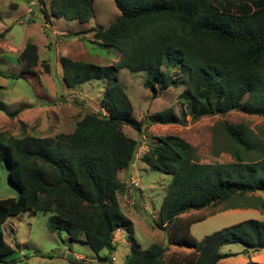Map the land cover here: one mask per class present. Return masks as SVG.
Returning a JSON list of instances; mask_svg holds the SVG:
<instances>
[{
  "label": "trees",
  "instance_id": "16d2710c",
  "mask_svg": "<svg viewBox=\"0 0 264 264\" xmlns=\"http://www.w3.org/2000/svg\"><path fill=\"white\" fill-rule=\"evenodd\" d=\"M112 1L120 11L115 20L105 28L91 26L76 33L90 32L93 40L116 48L117 62L60 60L68 88L104 81L100 110L86 112L71 132L53 137L0 132V166L6 164L8 180L19 191L17 197L0 199V226L24 211L41 212L48 214L49 232L58 236L65 232L70 240L83 241L95 252L114 249L115 230L132 231L117 193L129 189L124 171L133 166L141 135L137 140L126 136L122 126L141 132L152 124L182 122L169 109L137 120L130 98L118 83V69L145 71L143 86L154 98L179 85L172 75L178 69L185 75L179 98L193 117L238 111L264 119V0ZM93 2L49 0V13L45 9L44 15L47 20L51 16L85 24L92 17ZM3 36L0 33V39ZM17 59L22 74H36V44L27 42ZM44 67L49 68L48 64ZM21 110L5 114L11 118ZM218 125L226 140L223 151L230 154L231 162L200 163L193 146L178 136L157 137L154 143L147 139L140 160L171 176L158 228L173 224L181 214L225 201H231L226 209L249 207L264 215V199L254 195L264 193V141L258 151L244 125L226 121ZM206 217H189L174 229L171 244L191 252L177 254L169 264H217L236 255L220 251L229 243H242L246 252L264 249V222L256 219L225 226L198 241L190 227ZM166 250L157 244L143 249L133 242L123 264H166ZM12 251L0 231V260ZM98 258L113 264L107 254ZM66 264L93 263L73 257ZM245 264L261 263L249 260Z\"/></svg>",
  "mask_w": 264,
  "mask_h": 264
},
{
  "label": "rangeland",
  "instance_id": "374dc122",
  "mask_svg": "<svg viewBox=\"0 0 264 264\" xmlns=\"http://www.w3.org/2000/svg\"><path fill=\"white\" fill-rule=\"evenodd\" d=\"M48 3L49 0H0V33L4 34L0 39V132L5 136L53 137L59 132H71L75 122L86 112L100 110L99 103L105 83L103 80H92L84 86L68 88L63 81L61 58L114 65L120 57L116 48L93 40L90 32L76 33L91 26L105 28L115 20L120 11L112 0H94L92 17L85 24L51 16L47 20L44 12L46 9L49 13ZM27 42L37 46L35 75L22 74L21 64L17 59ZM45 64H48V70L45 69ZM172 75L179 85L160 91L154 98L150 90L143 86L147 76L145 71L134 73L126 68L118 69V83L130 98L133 116L137 120L145 114L169 109L182 121L180 124H152L144 127L141 132L123 125L122 131L126 136L137 140L144 134L152 143L156 142L157 137L178 136L193 146L195 158L200 163H227L232 158L228 152L223 151L226 140L218 125L220 121H226L248 128L251 142L258 151L261 150L264 141V119L261 116L230 111L223 115L193 117L187 113L186 102L179 98L184 89L185 75L178 69H173ZM15 109L22 110L11 118L5 114L6 111ZM215 127L217 128L214 130ZM220 149L222 150L216 155L215 151ZM257 154L256 151L255 155ZM139 156L135 159L136 174L134 170L130 172L138 179L139 188L129 187L134 190L135 195H119L117 199L130 213L132 231L129 234L123 228L119 233L115 230L113 250L102 249L95 252L83 241L70 240L65 232H61L59 236L52 234L46 225L48 214L27 210L8 218L0 226L5 242L13 250L0 260V264H66L68 259L77 255L93 264H107V261L102 262L98 258L99 255L106 254L113 264H123L133 242L143 249L153 244L166 246L164 260L169 264L175 261L177 254L191 252V249L177 247L170 241L174 229L189 217L207 216L190 227L191 234L198 241L216 230L245 219L262 220L263 215L259 210L222 211L231 204V201H225L181 214L173 224L158 228L156 224H160V207L171 176L145 163L141 165ZM18 194L17 187L8 180L6 164L2 163L0 199L17 197ZM254 195L264 199V193L256 192ZM241 249L243 247L239 243H229L221 251ZM237 259H225L218 264H244Z\"/></svg>",
  "mask_w": 264,
  "mask_h": 264
},
{
  "label": "crops",
  "instance_id": "0c3cea01",
  "mask_svg": "<svg viewBox=\"0 0 264 264\" xmlns=\"http://www.w3.org/2000/svg\"><path fill=\"white\" fill-rule=\"evenodd\" d=\"M139 161H141V160H139ZM137 165V162L136 161H134V163H133V166L130 168V170H127L128 171V178L129 177H134L133 175H131V170H134V172H135V174H136V171H135V166ZM141 165H144L143 164V162L141 161ZM125 172V171H124ZM119 195H123V196H128V195H135V193H134V190H130V189H128V188H126V190H124V191H122L120 194H118L117 193V199H118V197H119ZM140 197H142V194H141V192H140ZM119 205H120V208H121V210H122V212L132 221V218H130V213H128V211L126 210V209H124V207L120 204V202H119ZM235 209H245V210H247L248 212H250V211H254V210H258V209H255V208H249V207H246V208H235ZM234 209V210H235ZM124 210H125V212H124ZM227 210H230V209H223L222 211H227ZM127 212V213H126ZM260 212V211H259ZM261 213V212H260ZM262 214V213H261ZM263 215V214H262ZM261 221H263L264 222V215H263V218H262V220ZM133 222V221H132ZM120 231H122V229L121 228H119V229H117V233H119ZM51 233V232H50ZM117 233H116V235H117ZM52 234H54V233H52ZM115 240H116V238H114L113 239V244H114V242H115ZM240 245H242V247H243V249H241V250H239V251H231V250H228V251H221V248L224 246V245H222L221 247H220V251L221 252H223V253H225V252H230V253H235L236 255L235 256H232V257H227V258H224V259H221L220 261H222V260H227V259H230V258H238L237 260H238V262H241V261H243V263L245 264L246 262H248L249 260H251V261H254V262H258V263H261V264H264V249L263 250H260V251H244L245 250V246L242 244V243H239ZM241 255V256H240ZM76 257H82L81 255H77ZM240 257V258H239ZM220 261H218V263L220 262ZM217 263V264H218Z\"/></svg>",
  "mask_w": 264,
  "mask_h": 264
},
{
  "label": "built area",
  "instance_id": "2783aa9c",
  "mask_svg": "<svg viewBox=\"0 0 264 264\" xmlns=\"http://www.w3.org/2000/svg\"><path fill=\"white\" fill-rule=\"evenodd\" d=\"M146 147H147V138L144 134H141L140 141L137 145V149L134 157L138 158L139 155L141 156L145 152ZM128 185L130 188H139V181L136 177H130L128 180Z\"/></svg>",
  "mask_w": 264,
  "mask_h": 264
},
{
  "label": "water",
  "instance_id": "95a60500",
  "mask_svg": "<svg viewBox=\"0 0 264 264\" xmlns=\"http://www.w3.org/2000/svg\"><path fill=\"white\" fill-rule=\"evenodd\" d=\"M124 175H125V180L127 181L128 180V171L127 170H125Z\"/></svg>",
  "mask_w": 264,
  "mask_h": 264
},
{
  "label": "clouds",
  "instance_id": "9594fccd",
  "mask_svg": "<svg viewBox=\"0 0 264 264\" xmlns=\"http://www.w3.org/2000/svg\"><path fill=\"white\" fill-rule=\"evenodd\" d=\"M135 159H136V158H135ZM129 178H130V177H129ZM129 178H128V180H129ZM128 180H127V181H128ZM75 258H78V257H75ZM80 258H82V257H80ZM80 258H78V259H80Z\"/></svg>",
  "mask_w": 264,
  "mask_h": 264
}]
</instances>
